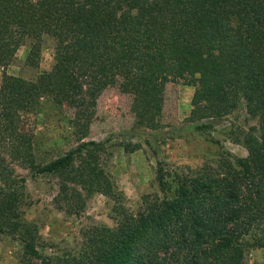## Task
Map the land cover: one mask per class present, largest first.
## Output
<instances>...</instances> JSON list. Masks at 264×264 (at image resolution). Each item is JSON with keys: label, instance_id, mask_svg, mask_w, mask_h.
<instances>
[{"label": "trees", "instance_id": "1", "mask_svg": "<svg viewBox=\"0 0 264 264\" xmlns=\"http://www.w3.org/2000/svg\"><path fill=\"white\" fill-rule=\"evenodd\" d=\"M46 39L50 71L0 83V234L25 232L24 253L41 264H245L250 249H264V0H0V67L21 47L37 65ZM179 82L194 90L192 122L241 108L256 121L233 139L247 157L164 171L162 196L133 212L100 166L103 144L83 140L106 91L131 96L133 127L154 129L167 84ZM44 102L71 110L79 143L37 165L21 123ZM13 164L58 175L56 204L69 214L81 211L83 194L113 195L115 226H94L78 251L41 257L34 235L24 237L25 178Z\"/></svg>", "mask_w": 264, "mask_h": 264}, {"label": "rangeland", "instance_id": "2", "mask_svg": "<svg viewBox=\"0 0 264 264\" xmlns=\"http://www.w3.org/2000/svg\"><path fill=\"white\" fill-rule=\"evenodd\" d=\"M27 54L28 49L21 47L10 65L0 67V83L3 74L32 80L51 70L53 42L50 39L44 40L37 65L26 63ZM193 92L192 87L181 82L167 84L159 126L154 129L133 127L131 96L108 90L99 100L96 117L83 142L103 144L100 166L113 184L112 191L114 187V192L121 191L125 206L131 211L138 209L144 197L162 196L159 178L164 171L205 166L214 169L220 158H228L224 155L240 160L247 157V151L233 139L240 128L246 130L256 125V121L241 108L221 119L192 122L189 116ZM71 114L66 107L57 108L44 102L37 114L23 118L21 130L31 135L37 165L49 164L78 145L69 125ZM200 124L204 127H199ZM13 169L25 178L26 205L22 207V221L27 223L29 232L24 237L34 235L41 257L78 251L94 226H115L113 195L93 192L87 197L83 194L75 202L81 211L69 214L56 204L58 175L34 173L17 164H13ZM171 180H175L173 175ZM175 187L173 184L172 195ZM23 233L12 227L7 234H0V264H41L24 253ZM245 264H264V249H250Z\"/></svg>", "mask_w": 264, "mask_h": 264}]
</instances>
